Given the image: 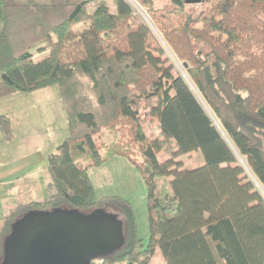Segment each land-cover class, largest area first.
Instances as JSON below:
<instances>
[{
    "label": "trees",
    "instance_id": "obj_1",
    "mask_svg": "<svg viewBox=\"0 0 264 264\" xmlns=\"http://www.w3.org/2000/svg\"><path fill=\"white\" fill-rule=\"evenodd\" d=\"M114 4L112 10L104 0H0V99L57 86L69 130L48 157L47 198L5 219L0 264L17 219L66 207L111 208L123 220L125 245L103 259L108 264H152L157 250L158 264H264V197L237 158H246L264 187V0H171L167 9L140 2L189 80L132 6ZM146 118L159 137L145 134ZM0 129L11 138L9 118L0 117ZM103 130L120 136L105 153ZM194 153L203 162L187 169L181 158ZM112 156L130 158L144 176L148 245L130 207L96 199L89 168ZM162 179L169 183L165 196Z\"/></svg>",
    "mask_w": 264,
    "mask_h": 264
},
{
    "label": "rangeland",
    "instance_id": "obj_2",
    "mask_svg": "<svg viewBox=\"0 0 264 264\" xmlns=\"http://www.w3.org/2000/svg\"><path fill=\"white\" fill-rule=\"evenodd\" d=\"M107 2L109 7L114 10L115 4L114 0H104ZM133 8L135 13L145 22L147 23L151 28L156 37L158 38L159 42L162 44L165 52H166V59L169 61L170 65H173L175 67V70L180 72L182 76H184L187 80H189L186 68L184 66V63L181 62L176 55L173 53L171 48L169 47L168 43L164 40L162 35L159 33L158 29L154 25L152 19L150 18L148 11L146 8L142 7L140 2L142 0H126ZM154 5L158 8H168L171 5V0H153ZM95 7V4L90 5V12H92L93 8ZM35 52V50H34ZM46 54L38 55L35 54V60H40L44 58ZM193 91L195 92L198 100L201 102L207 113L212 118L215 125L218 127L222 135L226 140L230 142V138L227 136L226 132L220 125L219 121L216 119L214 113L211 111L207 103L204 101L202 96L199 94L198 90L192 86ZM41 95H47V99L49 97H52L51 99L55 102H59L61 104V108L64 110L60 90L57 86H53L44 90H41V92L37 93L34 97H28L29 103L32 102V98H34L36 101V96ZM25 103V102H24ZM11 107H6L5 109L8 110ZM5 111V110H4ZM39 112V111H38ZM7 112H3L2 107H0V114H6ZM143 126L145 134L150 139H155L160 136L159 128L154 125L152 121H150L149 118H146L143 120ZM67 124V123H66ZM68 125V124H67ZM61 122H58V128H60ZM56 129V130H57ZM69 132L63 136L61 133L59 134V141L62 140L66 136H68ZM63 137V138H62ZM120 139V136L116 134V136L106 130H103L101 132V137H99V144L103 146V152L105 153V150L107 147L112 145L114 142ZM58 141V145L60 146L62 142ZM64 141V140H63ZM231 143V142H230ZM56 144V143H54ZM53 144V145H54ZM7 148H11L7 147ZM58 148V147H57ZM56 148V149H57ZM5 148H3L0 144V154ZM14 149H8L5 153V156L10 157L11 159L7 161V166L3 170H1V173L5 176L9 171L15 168H19L23 165H28L29 162L33 159L30 158L31 155L26 156L24 160H21L23 157L22 153H16V151H13ZM12 151V152H11ZM57 151V150H56ZM55 150L52 152H56ZM13 153V154H12ZM167 156L170 155L169 150L166 152ZM24 156V155H23ZM137 160L139 162L142 161L141 156H136ZM237 158L240 161V164L245 168L246 175L252 180L255 186L263 195L264 197V187L263 185L256 179V177L253 175L252 171L250 170L246 158L241 157L239 154H237ZM181 160H184L186 163H188L187 169H194L196 167H199L203 162V157L201 153H194L192 157L184 156L181 158ZM89 175L90 179L93 183L94 189H95V195L96 199L100 202H108L113 205V207L117 208L119 206H128L132 209V212L134 213L137 221L138 226V232L141 240L145 245H148L149 238H150V221H149V210H148V187L145 183L144 176L142 175L140 168L138 165H136L130 158L126 156H112L109 158H106V160L103 161V163L99 167H92L89 168ZM168 179H162L160 182L159 187V193L162 196H165L169 193L168 191ZM111 207V206H110ZM65 209H70V207H66ZM104 211L108 213H115L116 211L111 208H102ZM119 211V209H117ZM92 212V210L89 211H82L81 213L84 215H88ZM117 213V212H116ZM118 215V214H117ZM119 216V215H118ZM162 256L160 252L157 250L153 260L152 264H158L162 261ZM102 264H108L105 261ZM118 264H129V263H118Z\"/></svg>",
    "mask_w": 264,
    "mask_h": 264
},
{
    "label": "water",
    "instance_id": "obj_3",
    "mask_svg": "<svg viewBox=\"0 0 264 264\" xmlns=\"http://www.w3.org/2000/svg\"><path fill=\"white\" fill-rule=\"evenodd\" d=\"M30 211L4 239L1 264H91L125 245L124 223L103 209Z\"/></svg>",
    "mask_w": 264,
    "mask_h": 264
},
{
    "label": "crops",
    "instance_id": "obj_4",
    "mask_svg": "<svg viewBox=\"0 0 264 264\" xmlns=\"http://www.w3.org/2000/svg\"><path fill=\"white\" fill-rule=\"evenodd\" d=\"M39 92L41 90L30 95L17 94L0 99V107L3 112H7L0 114V117L9 118L12 127L10 139H6L0 129V144L5 148L0 154V231L11 212L47 198V187L51 183L48 157L59 147V134L65 136L69 132L65 108L63 110L61 104L53 101L52 97L47 99V95H37L36 101L34 98ZM28 97H34L32 102L29 103ZM8 106L11 108L6 110ZM58 122L62 126L57 129ZM66 137H62L59 142H63ZM8 149H14L16 153L23 152L21 160L29 154L33 159L28 165L12 169L4 176L1 170L6 168L7 161L11 159L5 156Z\"/></svg>",
    "mask_w": 264,
    "mask_h": 264
},
{
    "label": "built area",
    "instance_id": "obj_5",
    "mask_svg": "<svg viewBox=\"0 0 264 264\" xmlns=\"http://www.w3.org/2000/svg\"><path fill=\"white\" fill-rule=\"evenodd\" d=\"M103 262H104L103 259H98V260H94V261H92L91 263H92V264H102Z\"/></svg>",
    "mask_w": 264,
    "mask_h": 264
}]
</instances>
